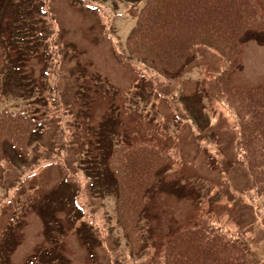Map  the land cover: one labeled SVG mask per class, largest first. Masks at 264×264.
Wrapping results in <instances>:
<instances>
[{"label":"rangeland","instance_id":"rangeland-1","mask_svg":"<svg viewBox=\"0 0 264 264\" xmlns=\"http://www.w3.org/2000/svg\"><path fill=\"white\" fill-rule=\"evenodd\" d=\"M264 8V0H259ZM144 0H0V107L37 127L20 158L5 146L0 264H158L162 235L208 209L264 264V199L234 148V127L198 84L220 66L204 46L166 81L132 57L125 39ZM235 85L264 83V33L242 39ZM147 138L178 158L145 195L141 249L129 256L115 226L105 165L120 140Z\"/></svg>","mask_w":264,"mask_h":264},{"label":"trees","instance_id":"trees-1","mask_svg":"<svg viewBox=\"0 0 264 264\" xmlns=\"http://www.w3.org/2000/svg\"><path fill=\"white\" fill-rule=\"evenodd\" d=\"M264 33V8L259 0H144L125 39L128 53L166 81L204 46L219 56L220 66L198 82L181 81L192 94L199 84L207 101L219 107L234 127V148L245 164L254 192L264 199V83L235 85L230 74L240 65L242 39ZM30 113L0 107V181L9 146L20 158L29 152L36 129ZM178 158L153 139L120 140L107 151L105 165L114 181L113 222L124 236L129 256L141 249L140 218L145 195L165 167L164 180L178 174ZM24 264H43L28 258ZM158 264H252L237 238L208 209L164 233Z\"/></svg>","mask_w":264,"mask_h":264}]
</instances>
